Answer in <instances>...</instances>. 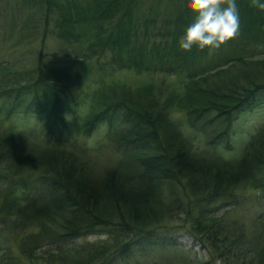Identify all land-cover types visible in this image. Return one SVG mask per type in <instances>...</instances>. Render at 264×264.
<instances>
[{
    "label": "trees",
    "instance_id": "obj_1",
    "mask_svg": "<svg viewBox=\"0 0 264 264\" xmlns=\"http://www.w3.org/2000/svg\"><path fill=\"white\" fill-rule=\"evenodd\" d=\"M140 2L33 3L42 12V40L50 31L78 46L39 53L33 68L0 63V118L33 113L53 136L65 116L86 103L81 131L103 123L106 140L121 150L113 165L96 171L80 148L36 141L30 132L0 124V264H164V258L145 263L133 253L161 246L157 232L171 237L174 219L180 230L200 235L222 264H232L226 253L232 245L248 243L261 250L255 264H264L261 213L249 221L253 235H239L241 224L223 226L206 207L216 200L236 207L244 189L256 191L262 204L264 123L236 157L225 159L195 149L170 114L182 112L186 126L211 146L222 142L238 113L264 109V59L252 52L194 71L209 50L262 39L264 0H177L162 14L156 11L160 2L145 12ZM32 21L22 25L34 28ZM236 61L247 62L245 70H232ZM163 64L168 74L186 78L163 96L151 84L133 88L104 80L106 66L152 71ZM233 228L236 239H229ZM100 233L101 241L76 242ZM173 244L163 243L177 250Z\"/></svg>",
    "mask_w": 264,
    "mask_h": 264
},
{
    "label": "rangeland",
    "instance_id": "obj_2",
    "mask_svg": "<svg viewBox=\"0 0 264 264\" xmlns=\"http://www.w3.org/2000/svg\"><path fill=\"white\" fill-rule=\"evenodd\" d=\"M171 1V2H169ZM177 0H141L140 4L142 12H145L147 6L153 3H159L157 12L162 14L163 11L168 9L172 3ZM36 5L40 0H0V63L9 65L13 70L33 68L36 65L37 56L40 53H51L58 49L72 50L71 48L77 47L78 44L68 45L62 42L50 31L45 34L42 40V12L38 11ZM167 5L168 8H163ZM160 10V11H159ZM34 20V21H32ZM40 22L35 26L36 21ZM26 21H32L34 28L29 26L26 28L24 24ZM252 52V58L264 59V36L253 43L248 42L244 47L233 49L228 46H221L218 51L209 50L207 54L203 55L194 63V71L202 67H211L216 64L221 65L227 58L238 56L239 54H246ZM258 59V60H259ZM231 62V61H230ZM89 61L87 62V64ZM86 64V63H85ZM86 64V65H87ZM215 64V65H214ZM229 64V63H225ZM234 64L230 68L238 70L243 68L246 63L239 61L232 62ZM76 66H83V63H77ZM92 65V64H91ZM167 65V64H166ZM163 64L159 70H147L144 68L140 71L120 69L112 70L111 67H105V81H116L130 87L136 88L145 84H151L154 87V92L160 91L161 95L170 90H177L186 78L184 74L169 73L165 71L167 67ZM115 69V67H112ZM229 68V69H230ZM172 72V71H170ZM92 83L86 86V89L92 88ZM87 104H80L74 113L65 116V126H61L55 135L49 136L47 130L41 125L37 117L32 113H13L9 119L3 120L0 118V124L3 127L12 126L14 130L27 131L37 137L36 141H52L59 142L61 146L72 149L78 153L76 149L83 150V157L87 160L88 164L96 171L101 170L107 166L113 165L120 157L121 150L113 143L107 141L105 138L106 126L101 123L97 125L90 132L81 131L82 118L86 112ZM171 118L179 125V129L192 143L193 147L197 150H208L225 159H232L236 157L244 142L248 139L250 133L260 124L264 123V109H255L252 112L238 113L230 122L228 134L224 136L222 142L213 144L211 146L204 145L201 136L198 133L191 131L184 123V116L182 112H171ZM1 117V116H0ZM257 192L252 189L240 190L237 197L240 201L236 207H231V203L223 204L226 201L216 200L210 202L206 207H210V216L215 217L219 224L229 226L232 228V223L237 222L243 226L240 227L242 231L233 228L230 234L239 232H248L253 235L252 225L249 221L256 214L261 213L264 219V198L261 199L262 204L257 202ZM178 220H170V230L175 232L171 237L162 234V229L158 230L156 243H161V246L145 247L143 249H136L133 256L138 260L148 263L157 256V259L164 258V264H222L224 260L217 253H213L209 248L207 242L200 237V235L191 236L183 230L177 228ZM252 231V232H251ZM245 233V234H248ZM105 239V234H94L77 239V243H95ZM229 239H236L234 234H231ZM252 240H256L253 237ZM163 243L173 244L175 249L164 246ZM7 244H14L12 239H7ZM241 248H236L232 245L231 251H226L229 261L232 264H255L258 260L261 250L254 251L251 244H239ZM263 247V242L260 248ZM257 250V249H255ZM225 251V250H224ZM156 259V260H157ZM159 261V260H157Z\"/></svg>",
    "mask_w": 264,
    "mask_h": 264
}]
</instances>
